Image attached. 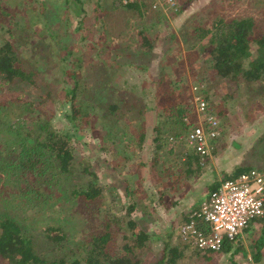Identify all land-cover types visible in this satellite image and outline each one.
<instances>
[{
  "label": "rangeland",
  "instance_id": "1",
  "mask_svg": "<svg viewBox=\"0 0 264 264\" xmlns=\"http://www.w3.org/2000/svg\"><path fill=\"white\" fill-rule=\"evenodd\" d=\"M0 1L7 14H11L10 20L17 18V11L28 19L32 16L35 18L34 14L36 15L38 11L42 13L53 8L54 11L49 18L56 28L63 26L57 25L58 14L61 17L65 15L69 17L68 30L64 31L63 28L59 38L73 49V57L79 56L84 61L80 63V69L85 91L93 83V88L103 83L104 78L98 75L100 72L98 67L110 63L111 56L108 55L107 50H111L110 46L115 45L114 54L119 55L116 62L120 67L112 66V69H108V73L112 74L110 77L112 84L118 90H125L127 94H130L132 98L128 100L129 104L130 101H137V97L140 96L148 107L144 113L145 137L140 146L137 145L140 127H135L134 123L130 125L123 120L124 115L129 112L132 119L138 122L134 108L122 107L121 111L118 110L116 121L115 116H111L106 121L101 117L103 109L95 105L89 126L73 128L62 112L69 108V103H65L63 96L57 94L60 85L56 83L58 82L56 80L62 78L63 70V63L59 58L61 50L58 51L56 45L50 42L49 34L40 22L43 18L33 19L34 23L30 27L14 29L13 38L22 54L28 55L30 50L36 49L37 55L44 56L43 67L41 66L40 69L47 75L48 81L44 86L52 91L51 95L47 91L49 99L39 110L19 111L13 107L14 110L9 111L11 120L18 119V116L14 115L17 112H21L20 119L23 122L38 118L44 120L47 115L55 129H60L74 137L76 160L74 173L59 182L62 193L65 191L68 194L71 191L70 187L75 184L82 185V183L88 184L93 181L104 186L106 190L112 191L106 192L108 193L104 198L107 203L106 208L111 207L110 214L120 216L124 220L128 219L125 216V209L131 208V202H135L136 205L130 216L136 220L141 229L151 235L149 246L135 249L144 264H150L160 256V242L166 240L165 238L169 235L172 246L182 253L175 264H264V251L260 260L255 262L252 261L248 248L249 240L255 238L264 227V220L253 223V233L243 231L240 235L239 238L246 253L229 251L203 255L183 245L178 238V224L183 220L184 213L181 217L180 213L176 216L173 213L169 214L168 211L164 214L163 210L162 212L156 210L157 202L163 207L170 205L173 198L178 200L179 198H195L207 192V186L200 181L203 178L200 173L205 169L209 171V167L206 168V166L210 156L202 166L195 163L196 168H201L199 172L187 173L185 169L189 164L185 160V145L176 144L170 147L166 140L172 135L171 133L166 136L165 131L168 128L178 129L166 123L169 117L175 115L171 107L173 103L181 101L188 103L190 111L187 115L192 122L196 119L190 82L203 84L208 102L219 119L221 136L215 139L216 143H220L219 145L223 143L224 150H227L229 146L231 147V142L235 141L232 145L234 151L237 150L242 154L244 151L243 156L246 160H255L257 161H253L257 164L255 167H263L256 156L259 157L260 151H264V137L261 139L263 143H257L259 137L264 135V97L261 96L264 84L247 85L234 92L230 90L226 80L217 78L207 80L210 74L205 65L208 54L204 50L200 51L201 46L198 44L193 46L191 41L194 26L199 23L202 25L210 23L215 17L224 19L251 17L258 26L264 24V0H176L179 7L184 4L183 11H169L167 14L149 8L142 10L143 12L130 9L117 4L116 0H80V3L71 2L70 5L64 4V0ZM40 2H43L41 8H39ZM46 4L52 5L51 8L49 9L48 6L47 9ZM78 7L84 11L80 16L75 13L79 10ZM79 17H84L82 28L80 31H74ZM143 37L151 43V50L144 56L141 52L143 46L140 47V44L144 42ZM203 42H206V39ZM120 46L123 48L121 49ZM62 54L64 55V51ZM122 56H128L129 61ZM93 61L98 62L95 72L94 67H90ZM129 62H132L133 66H126ZM142 62H146V67L140 66ZM162 75H165V82L162 84L161 91H170L167 95L160 93L157 86ZM108 92L106 91L105 94L107 95ZM15 94L16 90L0 87V103L5 100L4 98H11ZM162 121H165L162 126L164 133L162 139H159L154 127ZM108 123H113L115 126L120 124L124 131H128V136L123 138L115 128H110L112 133L108 135L104 130V126ZM5 138L7 136L4 134L0 136L1 140ZM158 144H162V147L156 149ZM242 144L243 150L239 147ZM210 153L212 154V149ZM142 162L143 165L139 164ZM85 166H89V170L96 174L94 179L83 171ZM125 185L127 188H124ZM62 195L59 204L63 208L62 214L66 216L63 217L58 209L55 210L52 207L42 208L36 212L37 218L39 214L44 213L46 220L63 223V231L67 233V237L58 245H54L44 236L45 225L36 226L34 223L32 225V219L22 217L20 215L22 213L9 209L8 212L1 200L0 215L7 212L11 217L19 215L16 218L22 221L33 239L35 250L42 256L72 257L74 245L99 230L101 217L96 213V205L85 206L82 200L70 201L65 193ZM233 244L241 246L237 239ZM0 264L6 263L0 261Z\"/></svg>",
  "mask_w": 264,
  "mask_h": 264
},
{
  "label": "trees",
  "instance_id": "2",
  "mask_svg": "<svg viewBox=\"0 0 264 264\" xmlns=\"http://www.w3.org/2000/svg\"><path fill=\"white\" fill-rule=\"evenodd\" d=\"M77 1L78 3L81 2L80 0H64L63 3L70 5L71 2L76 3ZM42 4L43 2H40L39 8L42 7ZM183 5L179 7L177 4L176 12H182ZM48 6L50 9L52 5ZM126 7L141 11L140 6L135 4ZM78 9L75 13L80 16L84 11L81 7ZM53 11V8L47 12L39 13L38 11L34 16L39 20L43 18L40 22L49 34L50 42L56 45L58 51L61 50L59 58L60 62L63 63V70L62 78L56 80L58 81L56 83L60 85L57 94H61L64 102L69 103V108L62 110L69 124L78 129L88 127L95 105H99L101 110L103 109L101 117L106 121L111 116H115L116 121L118 110L121 111L122 107L134 108L138 122L132 119L129 112L124 115L123 120H126L130 125L134 123L135 127H140L137 138V145L140 146L145 137L144 113L148 107L140 96L137 97V101H130L129 104L128 100L132 98L129 96L130 94H127L125 90H118L112 84L110 79L112 74L108 71L112 69V66L120 67L119 63L116 62L119 55L114 54L115 49L113 47L115 45L110 46L112 51L107 50L108 55L111 56L109 58L110 65L104 64L98 67V62L95 61L90 64L91 68L94 67V72L97 71V67L99 68L98 75L104 78L103 83L95 88H93V83L85 91L86 87H84V83L82 84L84 80L80 69V63L84 61L79 56L73 57V49L59 38V33L63 28L64 31L68 30L70 19L67 15L61 17L58 14L57 25L62 24L63 26L55 28L49 18ZM16 15L17 18L10 20L11 14H7L3 3L0 1V87L16 90L13 97L4 98L5 100L0 103V136L2 134L7 136L5 140L0 139V200L7 211L9 209L20 212L22 217L32 219V225L33 223L36 226L45 225L43 227L44 236L54 245H58L67 237V233L63 231V223L46 220L44 213L39 214L37 218L36 212L42 208L49 209L52 207V209H58L63 217L66 216L62 214L63 208L59 204L64 193L70 201L79 202L82 200L85 206L89 205L90 207L96 205V213L101 217V222L98 231L74 245L72 257L65 255L48 258L35 250L33 239L22 221H18L16 218L19 215L11 217L10 214H7L8 211L0 215V261L6 264H144L143 259L139 254H136L135 249L149 246L151 235L141 229L136 220L130 216L136 203L132 201L131 208L125 209V216L128 219L124 220L120 216L111 215V207L110 209L106 208L107 203L104 199L108 194L106 192L111 193L112 191L106 190L104 186L93 181L88 184H75L70 187L71 191L68 194L65 191L62 193L59 182L74 173L76 163L75 146H73L74 137L60 129H55L56 127L52 125L50 117L47 115H45L44 120L38 118L23 122L20 119L21 112H17L14 115H17L18 119L11 120L10 110H14V108L19 111L39 110L49 99L47 91L50 95L52 91L44 86L48 81L47 75L40 69L41 66L43 67L44 56L37 55L36 49L30 50L28 55L22 54L13 38L14 29L30 27L35 18L32 16L26 19V16L18 11ZM83 22L84 17H79L73 30L80 31ZM192 32V45L198 44L201 46L200 51L204 50L208 54L205 65H207L210 74L208 75L209 78H206L207 80H212V78L226 80L228 87L234 92L247 85L264 84V24L258 26L251 17H233L231 19L215 17L210 23L197 24ZM204 39L206 42H203ZM143 41L140 47L143 46L141 52L144 56V54L148 55L151 50V43L146 37H143ZM120 48L123 47L120 46ZM62 51H64V55ZM122 57L129 61L127 60L128 56ZM68 61H70L69 64H67ZM127 65L133 66V63H126ZM140 66L146 67V62H142ZM164 82L165 75H162L157 82L160 93L163 92L161 87ZM106 91H109L107 95L105 94ZM169 92L164 91L163 95H167ZM261 96L264 97V86ZM5 102L7 104H4ZM171 107L175 115L169 117L166 123L172 124V127H178V129L168 128L165 132H167L166 136L171 133L177 136L179 133L188 131L191 126L183 121V116L190 111V108L189 104L183 101L175 102ZM115 121L114 124L116 125ZM114 124L108 123L104 126L106 133L111 135L110 128H115L123 138H126L128 131H124L120 124L118 126ZM164 124L165 121H162L154 127L159 139H162L164 133L162 126ZM263 137L264 135L259 137L257 143H263L261 140ZM160 147L162 144H158L156 149ZM192 156L194 159L188 157V163L197 164L198 158L194 154ZM256 159L263 164V167L256 168L264 170V151H260L259 157L256 156ZM139 164L143 165V162ZM88 167L85 166L83 171L94 179L96 174L90 171ZM248 169L250 168L238 167L229 178ZM125 186L124 188H127V185ZM125 190L127 191V189ZM60 194L61 196H59ZM98 205L99 207H97ZM263 220H253L243 231L249 234L253 233V223ZM239 237L240 235L236 239L241 246L233 244L236 239L233 241L225 240L221 251L224 253L244 251L246 253ZM165 239L164 241L161 239L160 242V256L150 264H175L182 256V253L172 246L171 236L169 235ZM248 248L252 261L258 262L264 251V227L260 229L255 238L249 240Z\"/></svg>",
  "mask_w": 264,
  "mask_h": 264
},
{
  "label": "built area",
  "instance_id": "3",
  "mask_svg": "<svg viewBox=\"0 0 264 264\" xmlns=\"http://www.w3.org/2000/svg\"><path fill=\"white\" fill-rule=\"evenodd\" d=\"M121 6L138 5L167 14L177 9L176 0H116ZM143 12V11H142ZM193 110L196 119L190 121L185 114L183 121L191 125L188 131L166 138L170 147L182 143L186 150L204 165L210 156L211 142L221 136L220 122L210 106L203 84L190 82ZM264 219V170L250 168L238 175L221 179L210 195L198 208L186 214L178 228L180 242L200 254L218 253L225 240L233 241L250 222Z\"/></svg>",
  "mask_w": 264,
  "mask_h": 264
},
{
  "label": "crops",
  "instance_id": "4",
  "mask_svg": "<svg viewBox=\"0 0 264 264\" xmlns=\"http://www.w3.org/2000/svg\"><path fill=\"white\" fill-rule=\"evenodd\" d=\"M234 142L235 141L231 142V147L229 146L227 148V150H224V148L222 146L223 143L221 145H219L220 143L219 144L216 143V140L211 142L212 154H210V159H209L208 164L206 166V168L209 167L208 168L209 171L205 169L203 172L200 173L201 176L203 177L200 179V181H202V183L207 186V192L205 194H203V196L200 195V196L195 197V198H179V200H178V198H173V202H171L170 205H165L163 203L165 205L163 207L160 205L159 202H157L158 207H156V205H154V207H156V210L161 211V212L163 210L162 213L168 211L169 214L173 213L176 216L179 215V213H180V216H181V214L183 216V213H184L183 220H181V222L178 224V228H179L180 224L185 220L187 212H189L192 209L198 208L201 201L205 200L210 195V193L216 189V187L218 186L219 181L221 179H225L227 176L229 178V176H231L232 173L235 172L236 168H238V167L256 168L255 165H257V164H255L253 162L255 160H253V161H251L250 159L246 160L245 157L243 156L244 151L242 154V153H239V151H237V150L234 151L232 149V145ZM239 147L242 148V150L244 149L243 144ZM228 149H230V150H228ZM188 157L189 158L192 157L194 159V157L190 153H189V155L186 156L185 160H187ZM255 162H257V161H255ZM188 164L189 165H187L186 169H185V170H187L186 171L187 173L191 174L192 171L193 172H199L201 169V168L200 169L196 168L195 163H188ZM221 177H223V178H221ZM193 182H195V181H193ZM196 182H197V180H196ZM182 196L183 195H181V197ZM174 206H176V207H174ZM177 233H178V229H177ZM221 252H223V251H220V253Z\"/></svg>",
  "mask_w": 264,
  "mask_h": 264
}]
</instances>
